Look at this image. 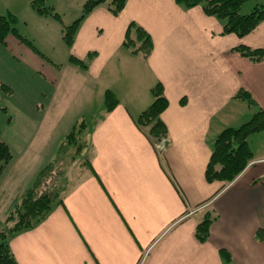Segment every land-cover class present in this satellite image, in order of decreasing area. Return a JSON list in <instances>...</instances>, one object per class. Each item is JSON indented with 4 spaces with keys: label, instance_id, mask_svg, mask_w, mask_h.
<instances>
[{
    "label": "crops",
    "instance_id": "crops-1",
    "mask_svg": "<svg viewBox=\"0 0 264 264\" xmlns=\"http://www.w3.org/2000/svg\"><path fill=\"white\" fill-rule=\"evenodd\" d=\"M31 2L0 0V16H17L15 6L28 3L40 20H57L39 15ZM84 2L76 0L78 12L69 24ZM52 6L63 19V40L66 14ZM131 22L153 38L148 57L123 46ZM222 31V22L200 5L128 0L118 15L97 7L71 47L63 40L70 56L87 60L96 53L86 68L70 56L58 63L40 49L45 57L27 49L19 54L17 48L27 45L14 35L0 44V92L17 94L10 118L0 125L14 153L0 170V219L7 220L40 171L57 160L73 126L84 120L90 128L89 151L74 181L63 167V202L40 225L11 238L18 264H264V238L257 236L264 232V147L255 150L249 138L253 159L232 183L206 178L217 135L264 108V59L255 62L232 50L240 44L263 47L264 21L243 37ZM66 66L68 84L80 87L61 88ZM158 81L169 100L162 113L168 144L160 152L135 121L153 101ZM108 89L119 98L110 112L104 103ZM241 89L253 104L235 96ZM207 211L217 218L201 242L195 229Z\"/></svg>",
    "mask_w": 264,
    "mask_h": 264
},
{
    "label": "trees",
    "instance_id": "trees-1",
    "mask_svg": "<svg viewBox=\"0 0 264 264\" xmlns=\"http://www.w3.org/2000/svg\"><path fill=\"white\" fill-rule=\"evenodd\" d=\"M49 0H32L33 9L41 16H52L63 23L62 16ZM128 0H85L82 13L79 18L63 28V40L71 47L75 41L77 31L83 20L97 7L106 5L108 10L118 15L125 8ZM177 4L185 9L195 6H202L207 15L214 16L223 24V34L235 33L243 37L252 32L262 21H264V4H256L246 14L241 12L242 5L246 0H175ZM18 17L9 12L0 16V44L6 43L10 35L16 36L22 43L31 46L37 53L45 55L37 49L29 38L21 34L18 29ZM123 46L134 53H142L148 57L154 48V41L151 34L136 22H131L127 28ZM250 60L259 62L264 59V46L253 48L240 44L232 48ZM95 52L88 55L87 60H82L71 55L69 60L83 68L95 57ZM153 101L135 118L137 126L155 144L168 137V128L162 119V113L169 105V100L164 93L163 84L158 81L151 89ZM249 104H253L252 95L241 89L236 95ZM106 112H110L119 104V98L110 89L104 94ZM87 128V122L78 121L72 130L66 135L64 142L79 145H86L81 138V132ZM264 130V108H259L253 116L239 127H227L216 137L212 154L206 168V178L209 182L222 181L225 186L232 183L248 166L253 159V151L250 146V135ZM81 147V146H79ZM61 150V149H60ZM14 153L9 145L3 140L0 129V170L5 168L13 159ZM55 162L46 165L39 173L33 186L28 188L9 213L7 220L0 223V264H18L10 247V240L15 235L33 229L45 221L55 208L62 203L63 189L43 190L41 179ZM44 186V184H43ZM46 186V184H45ZM44 188V187H43ZM217 216L210 211L204 215L195 229L196 238L205 242L211 235V226ZM257 236L264 238V232L259 231ZM220 254L226 262H232V257L226 249H220Z\"/></svg>",
    "mask_w": 264,
    "mask_h": 264
},
{
    "label": "rangeland",
    "instance_id": "rangeland-1",
    "mask_svg": "<svg viewBox=\"0 0 264 264\" xmlns=\"http://www.w3.org/2000/svg\"><path fill=\"white\" fill-rule=\"evenodd\" d=\"M257 2H260V4H263L264 0H246L244 4L242 5L241 12L243 14L249 13L254 8V6L257 4ZM47 4L55 5L56 9L59 10L61 13L65 12L66 14L65 23L67 24L71 22L72 18H74V16H76L75 14H77L78 12L76 0H49ZM14 11L19 13L17 15L18 17L17 27L18 29H20V33L25 35L27 38H29V40L33 42V44L37 47L38 50L39 49L43 50L47 54V56H50V55L53 56V58L57 59L56 61L58 63L62 62L65 64L67 62V58H69L68 56H70L71 53L69 52V47L62 40L61 22L57 20H53L52 18L47 19V20L44 18H41L44 20H40L39 18L40 16H38L37 14L33 12L32 8L30 7L28 3L26 4V7L24 6V4H19L18 6H15ZM39 21H42V23ZM21 49H27L28 51H35L31 46L27 45V46H22V48H17V51H19V54H22ZM39 68L40 66L37 67L39 71L42 70L44 72L43 68H45V66H43V68L41 67V69ZM65 72H67V74H65ZM70 74H68V66H66L63 69L62 74H59L60 81L62 83L61 88L66 89L69 87L70 88L80 87V85L73 86V85L68 84V81L66 80V78L67 76L70 77L71 76ZM41 92H47V91L41 90ZM91 92L89 94H92ZM16 99H17V94H4L0 92V125L4 123V121L2 120H4L5 118H10L9 114H10V111H12V106L14 105V103H16ZM71 99L72 100L70 102V105L72 107L73 112H76L77 107H75V102H76L75 97L71 96ZM89 133H90V128L88 126L86 129L84 128V130L80 134L82 140H85V139L89 140ZM260 133H264V131L255 132L250 135V142L254 149L258 147H261V148L264 147V139H263L264 134H260ZM64 134H67V133H64ZM41 135L42 134H40L39 136ZM40 138L41 137H39V139ZM64 140L65 138H63L62 143L64 142ZM62 143L57 148L59 150V154H58L59 157L57 158L56 163L51 166V168L45 173V175L41 179V188L43 190H51V189H61L62 190L65 187L64 177L62 175L64 166H65L64 168L67 171V176L70 174L71 179H73L72 181H74L75 179L74 172L76 171L77 166H79V163L83 162V157H84L83 155L87 154L89 151L87 149L88 145H84V144L79 145L77 141L74 144L65 142L64 143L65 146H63V149L61 148ZM17 172L19 171H15V173ZM20 172H22V170ZM32 173H33V169L31 168L30 173H29L30 176ZM20 175L22 176L23 174L20 173ZM33 184L34 183H32L31 186H33ZM19 200H22V197ZM1 215L2 214H0V216ZM4 222H5L4 218L0 219V223H4Z\"/></svg>",
    "mask_w": 264,
    "mask_h": 264
},
{
    "label": "built area",
    "instance_id": "built-area-1",
    "mask_svg": "<svg viewBox=\"0 0 264 264\" xmlns=\"http://www.w3.org/2000/svg\"><path fill=\"white\" fill-rule=\"evenodd\" d=\"M156 148H157V150L159 152L162 151L165 148V142H164V140L157 142L156 143Z\"/></svg>",
    "mask_w": 264,
    "mask_h": 264
},
{
    "label": "water",
    "instance_id": "water-1",
    "mask_svg": "<svg viewBox=\"0 0 264 264\" xmlns=\"http://www.w3.org/2000/svg\"><path fill=\"white\" fill-rule=\"evenodd\" d=\"M168 144V141L167 140H165V145H167Z\"/></svg>",
    "mask_w": 264,
    "mask_h": 264
}]
</instances>
